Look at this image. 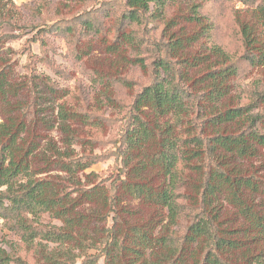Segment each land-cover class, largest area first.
Returning a JSON list of instances; mask_svg holds the SVG:
<instances>
[{
    "label": "trees",
    "instance_id": "1",
    "mask_svg": "<svg viewBox=\"0 0 264 264\" xmlns=\"http://www.w3.org/2000/svg\"><path fill=\"white\" fill-rule=\"evenodd\" d=\"M175 1L127 0L126 19L141 24L151 5L161 14ZM241 34L244 59L251 66H264V44H259L247 25ZM197 40V36L177 38L168 50L176 52ZM210 53L212 57L192 62L194 66L208 65L204 79L192 83L181 77L170 59L156 62L155 81L134 104V127L126 138L121 187L95 185L90 181L92 173L85 176L84 183L92 186L84 185L76 175L90 164L74 157L68 147L62 150L56 145L49 146L52 158L48 164L59 165L70 176L65 180L72 188L64 192L60 183L35 179L31 164L37 156L36 143L24 150L20 141L28 131L12 119L0 123V217L15 213L28 219V215L47 212L60 220V227L52 226L44 233L47 241L64 247V251L48 253L50 264H99L101 256L104 264H233L227 256L240 251L246 242L238 240L239 236L255 232L254 242L264 239V210H256L255 200L250 199L264 200V89L249 97L234 94L230 82L239 74L237 64L218 46ZM199 84L204 90L194 97L189 89ZM7 86L6 75L0 72V94L6 95ZM59 117L60 130L67 133L72 144L69 115L61 109ZM153 142L158 151L133 164L131 153ZM155 169L162 177L157 185L145 176ZM131 198L160 211L144 219L138 207L126 202ZM222 199L238 209L248 223L247 230L230 229L221 219ZM187 204L195 214L182 234ZM111 214L113 224L107 227L105 222ZM19 227L25 232L24 241L31 243L37 233L30 231L25 220ZM199 249L202 260L197 257ZM91 251L98 253L89 254ZM80 258L83 260L78 261ZM242 259L244 264H264V253L244 254ZM16 263L24 264L21 259Z\"/></svg>",
    "mask_w": 264,
    "mask_h": 264
},
{
    "label": "rangeland",
    "instance_id": "2",
    "mask_svg": "<svg viewBox=\"0 0 264 264\" xmlns=\"http://www.w3.org/2000/svg\"><path fill=\"white\" fill-rule=\"evenodd\" d=\"M128 13L127 0H0V72L6 75L8 84L6 95L0 94V123L12 119L28 131L20 141L24 150L36 143L37 156L31 164L35 179L60 183L64 192L72 188L65 180L70 176L59 165L48 164L52 158L49 146L56 145L62 150L68 147L74 157L90 164L76 175L83 184L85 176L92 173L90 181L95 185L121 187L126 171V138L134 127V104L155 81V65L161 58L170 59L188 83L202 81L208 65L194 66L192 62L212 57V47L218 46L239 68L238 76L230 82L234 94L249 97L264 89V66H251L244 59L241 34L247 25L259 44H264V0H177L161 14L151 5L141 24L130 23ZM194 36L198 37L196 42L169 52L175 39ZM189 90L192 96H199L204 85ZM61 109L69 115L72 144L59 127ZM157 149L153 142L142 151H133V164L139 158L148 159ZM145 176L155 185L162 181L156 169ZM250 199L255 200L256 210H264V200L255 196ZM126 202L138 207L144 219L160 211L133 198ZM189 206L187 217L185 213L186 218L181 220L182 234L194 220L195 210ZM221 206V219L230 229L247 230L248 223L237 208L226 199ZM24 220L30 231L37 233L31 243L24 241L25 232L19 227ZM61 224L47 212L28 215V219L15 213L0 217V264H17V259L24 264H50L48 253L53 249L64 251V247L47 241L44 233ZM112 224L111 214L105 226ZM246 234L238 237L246 241L242 249L227 256L233 264H244V254L251 257L264 253V239L254 242L257 234ZM201 250L197 252L199 260ZM98 263L104 264V257H99Z\"/></svg>",
    "mask_w": 264,
    "mask_h": 264
}]
</instances>
